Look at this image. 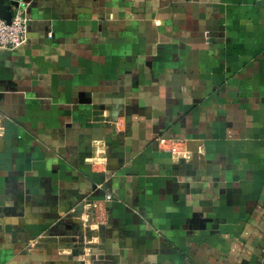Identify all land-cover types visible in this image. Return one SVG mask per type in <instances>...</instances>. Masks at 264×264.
I'll use <instances>...</instances> for the list:
<instances>
[{
  "label": "crops",
  "instance_id": "crops-1",
  "mask_svg": "<svg viewBox=\"0 0 264 264\" xmlns=\"http://www.w3.org/2000/svg\"><path fill=\"white\" fill-rule=\"evenodd\" d=\"M12 2L0 264H264V0Z\"/></svg>",
  "mask_w": 264,
  "mask_h": 264
},
{
  "label": "built area",
  "instance_id": "built-area-1",
  "mask_svg": "<svg viewBox=\"0 0 264 264\" xmlns=\"http://www.w3.org/2000/svg\"><path fill=\"white\" fill-rule=\"evenodd\" d=\"M29 16L25 9L18 10L11 21L0 18V48H18L21 46L28 34ZM111 193L106 194V200H112ZM90 213L81 216V224L85 228L87 224L100 227L107 221V210L105 205L100 203L90 204ZM90 233V229L86 231ZM84 235L85 232H84Z\"/></svg>",
  "mask_w": 264,
  "mask_h": 264
},
{
  "label": "water",
  "instance_id": "water-1",
  "mask_svg": "<svg viewBox=\"0 0 264 264\" xmlns=\"http://www.w3.org/2000/svg\"><path fill=\"white\" fill-rule=\"evenodd\" d=\"M12 5H18L17 2H12L11 5H5L4 0H0V17L7 20L8 22L11 21L13 17V12L11 10ZM74 229L78 231V236L75 241H79L81 246H83L84 240V227L81 223H74Z\"/></svg>",
  "mask_w": 264,
  "mask_h": 264
}]
</instances>
